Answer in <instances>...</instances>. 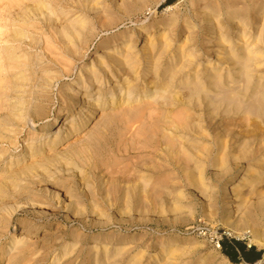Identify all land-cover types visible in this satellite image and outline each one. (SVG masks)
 I'll return each instance as SVG.
<instances>
[{
  "label": "rangeland",
  "instance_id": "1",
  "mask_svg": "<svg viewBox=\"0 0 264 264\" xmlns=\"http://www.w3.org/2000/svg\"><path fill=\"white\" fill-rule=\"evenodd\" d=\"M79 1L0 0V264H91L95 261L86 252L95 251L98 245L92 242L95 235H99L102 241L108 237L126 241L132 238L130 245L136 252L146 251L148 245L156 247L173 241L184 244L187 252L177 264H218L227 255L223 247L221 250L216 247L215 238L226 233L229 238L223 243L239 242L250 248L248 239L241 238L247 231L251 238L261 235L256 238L258 242L250 246L264 255V176L262 182H252L249 188L242 191V196L233 204L235 214L231 215L232 218L228 220L225 216L228 207L223 184L227 177L238 165L240 172L250 166L257 170L259 166L255 160L264 154V141H261L264 138L263 127V131L260 129L262 137L257 141L251 138L250 144L243 142L245 135L242 133L246 129L252 131L258 125H250L249 116L239 114L216 120L213 131L211 129L212 135L227 130L239 139L233 141L230 138L228 151L223 154L215 152L211 142L201 143L200 148L205 153L197 156L198 165H194L183 155L179 160L181 145L186 139L171 143L181 148L180 155L175 157L168 155L166 141L160 149L137 150L146 147V144L148 146L150 132L144 131L142 124L138 127L129 122L137 118L140 109H149L144 112V118H140L145 122L163 111L154 110L159 108L154 106V96L149 100L136 96L131 104L126 105L127 95L123 91L114 111L106 105L102 111L92 113L87 123L77 131L60 134V142L48 146L47 143L54 140L66 119V115L63 116L67 112L63 108L67 99L65 91L75 81L83 64L91 60L87 58L88 54H98L96 51L100 42L106 39L111 42L115 37L129 36L133 31L141 32L145 23L160 25L179 16V26H169L168 29L177 33L175 38L170 39L173 47L177 48L185 36L191 35L189 26L204 29L210 26L206 19L186 25L187 16L195 10L192 0H136L137 4L128 10L121 5L131 0H100L92 8L83 6ZM254 1L244 0L246 4L240 6H250ZM222 2L226 0H213L215 7L197 10L201 14L215 12L216 5ZM33 9L39 10L34 14ZM111 12L114 14L110 15ZM255 13L260 15L253 17L257 23L252 27L253 34L261 27L264 4L250 16ZM214 16L215 13H211L209 19ZM82 19L91 23V30L84 41L88 46L78 47L76 57H64L61 47L63 32ZM221 19L225 20V16ZM205 35L203 31L198 35L199 43L203 42ZM138 37L144 44L146 39L142 40L141 34ZM215 54L206 59L214 61ZM23 55L27 56V60ZM49 69L58 73L50 85L44 83ZM259 71H264L263 64ZM125 73L123 71L122 75ZM149 77L151 74H148ZM114 84L103 86V89L109 90ZM80 96L83 98L84 94ZM93 97L91 100L97 99L95 93ZM38 103L46 107L55 106L49 118L38 120ZM83 103L78 104L77 109L85 107ZM127 111H132L130 117L121 118ZM184 111V108H179L172 112L173 119L180 123ZM11 114L16 116L13 122ZM110 115L116 117L114 122L101 128L104 119ZM51 121L54 126L50 131L41 132L34 128L35 125H48ZM35 132L43 135L36 140L43 143L42 150L36 151L39 146L29 154L31 148L27 146L31 144ZM241 144L243 147L246 144L247 149L241 151ZM22 146L24 150H21ZM15 155L20 161L8 167L4 159ZM166 155L170 158L167 162ZM220 161L225 162V166L227 164V169L221 173ZM191 167L195 168L197 176L202 170L203 185L198 188L193 186L184 170ZM145 183L147 192L146 187L143 188ZM127 194H130V199L126 198ZM22 234L27 237L23 242L26 241L29 252L24 255L8 251L16 243L13 236L19 239ZM82 234L88 242L79 245L77 239ZM66 247L67 251L75 250V253L66 255L56 250ZM155 253H146L144 261L152 259ZM263 255L261 264H264ZM106 262L107 259L100 264ZM244 262L239 257L237 263H232ZM152 264H164V260Z\"/></svg>",
  "mask_w": 264,
  "mask_h": 264
},
{
  "label": "bare ground",
  "instance_id": "2",
  "mask_svg": "<svg viewBox=\"0 0 264 264\" xmlns=\"http://www.w3.org/2000/svg\"><path fill=\"white\" fill-rule=\"evenodd\" d=\"M80 1L87 8L95 7L100 2V0ZM245 1L252 2V0ZM129 2L121 5V8L124 7L128 10L137 4L136 0ZM191 3L195 7V10H192L191 16H187L185 20L186 25H192L196 20L206 19L210 26L207 29H204V27L198 28L195 25L189 26L191 35L185 36L183 42L177 48L173 47L172 40H170L171 37L175 38L177 33L175 31L172 33L168 29L169 26H179V16L172 17L169 22L160 25H155V23L150 22L145 23L141 27V32L140 30L139 32L133 31L129 36L115 37L111 42L107 39L100 42L96 51L98 54L95 53L91 56L88 54L87 58H91V60L83 64L79 74L75 77V81L68 85L65 91L67 99L63 102V108L67 112L60 113H64L63 116L66 115V119L58 134L55 135L54 140H49L47 143L48 146L52 147L57 145L60 142V134H64L66 131L68 133L77 131L76 129H79V127L87 123L92 113L102 111L106 105L114 111L121 101L122 95L120 93L123 91L124 95H127L126 105L131 104L130 101L136 96H139L141 100H149L150 97L154 96V106L159 107L154 110L163 111L160 114L156 113V116H151V119L145 122L144 119L140 118L145 116L144 112L149 109H140L138 116H136L137 118L134 117L129 122L132 123V126L137 124L138 127L142 124L143 130L147 132L149 130L150 132L148 146L147 144L144 148H137V146L138 151H143V149L148 148H159L165 145L166 141L168 155L173 154V157L176 155L179 156V150L182 148L179 160H181L183 155L189 161H192L194 165H198L197 156L205 153L200 148L202 147L200 146L201 143L207 144L206 142H211L214 144L213 150L223 154L228 151V140L230 138L233 141L239 139V137L231 136L227 130L217 131L215 134H211V129L216 123V120L218 121L222 117L239 116V114L249 116L251 121L250 125L258 124L252 131L246 129L242 133V135L246 136H244L243 142L247 144L251 141V138H254V140L260 138L261 133L264 132L262 129V127L264 128V71H259V67L262 64L264 65V16L259 32L253 34L254 30L252 27L257 24L253 17H257L260 14L255 13L250 16V13L257 12L264 4V0H255L250 6H240L241 4H246L244 0H226V2L216 3L217 10L215 12L207 11L204 14H201L197 9L204 8L208 10L209 7H215L213 0H192ZM38 10L33 9V13L36 14ZM211 13H215V16L209 19ZM113 14L114 12L110 13V15ZM222 16H225V20L221 19ZM90 30L91 23L86 22V19H82L63 32L61 37L63 56L76 57L77 51L79 50L78 47L83 45L88 46L84 41L86 34ZM200 31L206 34L203 37L202 43L198 42ZM140 34L143 36L141 38L142 40L146 39L144 44L139 41L138 36ZM193 34L197 36H193ZM126 37H128L127 40L125 39ZM212 53H216L214 61H209L206 58H212ZM84 57L85 55L83 59ZM23 58L27 60L26 55H23ZM203 60L207 61L204 62ZM223 64L225 66L222 67ZM128 70L131 71L129 72ZM123 71L128 75L126 78L124 76L125 74L122 75ZM57 74L55 70L49 69L45 79L46 82L44 83L52 84ZM148 74H151L150 79L148 78ZM111 83H115L112 88H109V90L103 89V86ZM94 93L95 99H97L91 100ZM82 94H84L83 98L80 96ZM83 101L86 103H83ZM82 103L86 106L77 109ZM54 107V105L46 107L38 103L36 109V117L38 120L49 118ZM179 108L185 109L184 113H182L184 118H182L183 120H179L180 123L172 117V112ZM75 110L77 112L73 113ZM130 113L132 114V111L125 112L121 118L130 117ZM10 118L11 116H9ZM15 118L16 116H13V119L11 118L10 120L13 122ZM114 119L116 117L110 115L104 119L100 127L103 129L106 128L114 122ZM53 126L54 123L51 121L48 125H35L34 128L37 131L44 132L50 131ZM141 132L143 131L141 130ZM33 136L31 138V144L27 146V148H31L28 151L29 154L39 146V149H36V151L41 152L39 150H42L43 146V143L36 141L37 138H42L43 135L35 132ZM143 136H146V134ZM178 139H186V141H181L183 145H181L180 149L171 145V143L176 142ZM167 140H169L170 144ZM231 140L230 143L232 144L233 141L231 142ZM261 141H264V138H261ZM246 144L244 147L241 144V147H243L241 151L247 149ZM24 149L25 147L22 146L21 150ZM31 155H35V153H31ZM164 157L166 162L170 159H168L167 155ZM4 160L7 161L6 165L8 167H12L17 161H20L16 155ZM255 161L259 166L257 170L254 171L250 166L247 170L240 172L241 167L238 165L236 170L232 174L230 173L231 175L227 177L223 184V192L227 195L225 202L228 208L225 209V216L228 220L232 218L231 215L233 213L235 214L233 204L242 196V191L245 188H249V184L252 182L256 181L259 184L263 181L264 154L259 155ZM220 165L219 170L221 173L227 169V164L225 166V162H221ZM194 169V167L190 169L184 168L193 186L198 188L199 185H203L202 170L199 169L200 171L198 173L200 175L197 176L194 173ZM143 188L145 190L148 188L146 183ZM126 198L130 199V194H127ZM262 198L264 199V197ZM248 234L247 231L244 232L241 238L248 239L250 245L258 242L256 238L261 236L260 234H256L254 238H251ZM24 240H27V237H24L23 234L19 239L14 235L13 242L16 243H13L8 251H14V253L24 255L27 254L30 249L26 241L23 242ZM100 240L101 237L95 235L92 241L98 243V245H94L96 248H94L95 251L86 252L87 256L89 258L92 257L93 261H95L91 264H100V261L106 259L108 260L106 262L107 264H152L161 259L164 260V264H177L187 254L183 246L184 244L174 243L173 241L164 242L156 247L148 245L146 251L141 250V252H136L132 249L133 245H130L132 244V238L128 241L120 239L121 242L114 237L105 238V241ZM77 241L80 245L81 242H88V238L82 234L78 236ZM122 244L124 245L123 247L121 246ZM127 245H129L130 249ZM56 250H61V253L66 255L75 253V250L67 251V247L64 250ZM150 251L157 253L149 261H144L145 254ZM114 258H116L114 262H111ZM261 263L262 259L253 264ZM218 264L234 263L227 257H224V261ZM244 264L250 263L244 262Z\"/></svg>",
  "mask_w": 264,
  "mask_h": 264
},
{
  "label": "trees",
  "instance_id": "3",
  "mask_svg": "<svg viewBox=\"0 0 264 264\" xmlns=\"http://www.w3.org/2000/svg\"><path fill=\"white\" fill-rule=\"evenodd\" d=\"M222 247L227 257L234 263H237L240 257L245 262L253 264L261 260L263 255L262 251H257L255 247L247 248L245 244L239 242L223 243Z\"/></svg>",
  "mask_w": 264,
  "mask_h": 264
},
{
  "label": "built area",
  "instance_id": "4",
  "mask_svg": "<svg viewBox=\"0 0 264 264\" xmlns=\"http://www.w3.org/2000/svg\"><path fill=\"white\" fill-rule=\"evenodd\" d=\"M229 234H226V233H223L221 234L220 236H217L215 239H216V247L221 250L222 249V244L223 242L225 241V239H228L229 237ZM237 240V239H236ZM249 247H251L249 245Z\"/></svg>",
  "mask_w": 264,
  "mask_h": 264
}]
</instances>
